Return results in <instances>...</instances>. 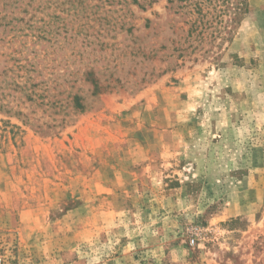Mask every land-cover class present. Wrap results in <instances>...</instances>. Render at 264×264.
I'll return each mask as SVG.
<instances>
[{
    "label": "rangeland",
    "instance_id": "1",
    "mask_svg": "<svg viewBox=\"0 0 264 264\" xmlns=\"http://www.w3.org/2000/svg\"><path fill=\"white\" fill-rule=\"evenodd\" d=\"M242 2L189 35L184 0H0V264H264V0Z\"/></svg>",
    "mask_w": 264,
    "mask_h": 264
},
{
    "label": "trees",
    "instance_id": "2",
    "mask_svg": "<svg viewBox=\"0 0 264 264\" xmlns=\"http://www.w3.org/2000/svg\"><path fill=\"white\" fill-rule=\"evenodd\" d=\"M169 1L173 4L174 2L177 3L178 1L181 0H169ZM184 1H186L185 5L182 4L177 5L178 8L176 9L177 10L176 13L180 11V8H185V7L187 8L189 14L192 16L190 20L189 35H193L194 32L198 31L200 27L202 29L204 25L207 23V21H209L208 19L205 22V18L209 16L208 15L209 8L213 0H184ZM242 6L243 8L245 7L246 10V8L248 7L247 0H244V2H242ZM227 8L221 10V12L227 13L228 11ZM235 9H239V6H237ZM234 18L232 20H234ZM101 20H109V19H101ZM199 33H201V31H199ZM86 75H87L86 79L93 84V94L101 93L102 91L105 90L104 88L113 87V85L110 83L108 84L101 83L100 78L96 77L92 70L88 71ZM73 98H74V105L79 109H83L84 105L82 103L81 96L75 94Z\"/></svg>",
    "mask_w": 264,
    "mask_h": 264
}]
</instances>
